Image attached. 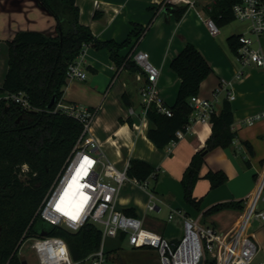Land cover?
<instances>
[{
  "label": "crops",
  "instance_id": "1",
  "mask_svg": "<svg viewBox=\"0 0 264 264\" xmlns=\"http://www.w3.org/2000/svg\"><path fill=\"white\" fill-rule=\"evenodd\" d=\"M162 1L77 0V4L81 11V23L89 26L100 41L121 43L136 25L145 28L135 48L125 47L120 55L124 57L135 50L150 53L152 63L161 70L158 85L168 107L176 102L181 84L180 77L171 69V63L188 43L201 51L212 68V73L201 84L199 96L212 99L220 83H229L228 90L219 95L216 111L220 113L228 93L235 96L230 101L237 139L230 147L207 153L201 172L204 176L209 171L223 170L228 181L213 190L207 179L202 178L197 182L196 197H204L201 211L195 210L185 201L181 180L193 156L205 147L212 133L211 122L193 123L192 130L171 146L170 151L158 148L148 137L153 125L141 113L139 91L144 81L142 72L133 73L125 68L118 70L109 50L95 46L87 49L85 57L87 79L67 83L63 89V102L77 103L94 110L91 136L100 143L106 160L115 163L120 169L128 167L133 159L146 161L156 168V175L151 176L144 185L135 179L127 182L119 193L118 206L121 210L134 211L133 217L143 219L145 228L175 244L185 236L187 219H193L219 233H228L239 226L245 215L249 199L256 190L258 174L264 169V118L252 125L247 123L248 118L264 111V72L255 66L243 67L229 48L230 36L246 33L228 31L224 37L225 43L210 34L199 11L206 10L213 0H203V9L187 10L180 19L175 10L181 6L164 8L161 7ZM29 30L54 36L56 20L38 0H0V54L6 50L7 55V60H0V89L9 68L7 41L17 32ZM252 40L259 44L258 49L264 51V35ZM240 71L243 75L238 78ZM125 93L132 103L130 108L123 102ZM4 95L0 93V98ZM246 142L252 149L247 147ZM241 200L245 201L243 210L226 209L204 217V213L217 204ZM150 204L155 205L154 210H149ZM163 207L169 209V221L164 223L154 217L158 225L150 228L147 222L150 215L160 213ZM258 210L264 209L259 205ZM246 234L253 237L259 246L252 264L264 262V220L253 217ZM119 243L118 237H111V247L107 248L106 241V248L110 252L117 250ZM151 251L157 255L154 261L161 263L157 252ZM110 256L112 254L109 253L108 260ZM109 263L112 262L109 260Z\"/></svg>",
  "mask_w": 264,
  "mask_h": 264
},
{
  "label": "trees",
  "instance_id": "2",
  "mask_svg": "<svg viewBox=\"0 0 264 264\" xmlns=\"http://www.w3.org/2000/svg\"><path fill=\"white\" fill-rule=\"evenodd\" d=\"M38 1L55 18L56 35L34 30L19 31L8 40L9 68L0 89V93L4 94L23 92L31 104L30 109H25L11 98H0V264H22L20 250L28 239L34 237H62L75 262L85 260L100 249L103 232L94 223L89 222L78 231H71L47 222L39 214L50 187L83 132V125L78 120L54 110L63 98L69 66L79 56L84 44L108 49L118 70L141 71L129 59L131 53L124 57L120 53L129 46L133 50L145 28L136 25L124 42H103L94 36L89 26L81 23L77 0ZM241 1L215 0L206 6V11L219 27H223L236 19L233 5ZM187 10V6L176 9L177 18L180 19ZM240 36L228 38L229 48L235 55L242 45ZM171 69L181 79L176 102L170 107L172 116L159 112L155 106L148 111L153 125L148 137L160 149H167L172 141L177 140V131L185 129L190 123L193 113L191 98L199 95L202 82L212 73L211 65L192 43H188L172 60ZM55 95L57 101L49 109ZM122 99L125 106H132L127 93ZM234 122L231 101L225 99L220 113L212 114V133L205 147L193 156L182 177L184 199L197 211H201L203 203V198L194 195L200 179H207L211 190L228 181L223 170L209 171L204 176L201 172L207 153L230 147L236 141ZM130 123L133 124L132 121ZM246 145L252 149L248 142ZM25 165L27 169H24ZM156 173L155 167L138 159L131 160L127 168L128 176L142 185ZM244 202L217 204L205 212L204 217L226 209L243 210ZM123 211L130 216L135 215L132 210ZM118 239L121 242L126 235L121 233ZM109 253L106 248L107 256ZM208 264L216 262L211 259Z\"/></svg>",
  "mask_w": 264,
  "mask_h": 264
},
{
  "label": "built area",
  "instance_id": "3",
  "mask_svg": "<svg viewBox=\"0 0 264 264\" xmlns=\"http://www.w3.org/2000/svg\"><path fill=\"white\" fill-rule=\"evenodd\" d=\"M198 2L199 0H163L161 7L187 6L190 10L197 9ZM233 13L236 19L251 21V32L255 36L264 35V0H242L233 5ZM199 16L213 37L220 35L219 25L205 9L199 11ZM239 39L242 45L236 56L241 65L255 66L264 72V51L261 48H255L252 38L247 35L243 34ZM88 48L89 45L84 44L79 56L70 64L67 83L87 79L85 57ZM129 59L136 63L142 74H145L139 91L143 116L148 117V111L152 106H155L159 112L172 116V111L165 104L158 85L161 70L152 63L150 53L135 50ZM242 75L243 72L240 71L238 78ZM228 85L229 83L225 81L220 83L214 90L212 99L199 95L191 98L193 113L190 123L185 129L177 131V140L170 143L167 148L169 151L171 146L177 144L192 130L193 123L211 122L212 114L217 113L216 103L219 95L222 91L228 90ZM1 98H11L23 108H31L23 92L6 93ZM227 98L233 100L235 96L228 93ZM54 111H60L78 120L83 125V132L65 166L50 187L39 214L47 222L71 231H78L89 222L102 230L100 249L80 262L110 264L106 254V241L108 238H117L124 233L133 248H150L157 252L162 264H208L211 259L216 264H252L259 246L253 237L246 234V229L253 217L264 220V210H258L259 202L264 201V169L258 174L255 193L249 199L248 209L235 230L219 233L193 219H187L185 236L178 245H175L161 234L145 228L143 219L127 215L119 208V193L123 186L131 181V178L127 174L128 167L120 169L115 163L105 159L100 143L91 136L94 112L77 103L65 104L63 98ZM130 111L134 112L133 109ZM263 118L264 111H261L248 118L247 123L252 125ZM24 169H27L26 165ZM75 182L81 186L79 198L75 204L62 206L60 201L63 188ZM154 209L155 205L150 204L149 210ZM172 217L173 215L170 216ZM29 240L32 241V249L40 264L79 263L73 260L68 244L62 237L45 236Z\"/></svg>",
  "mask_w": 264,
  "mask_h": 264
},
{
  "label": "rangeland",
  "instance_id": "4",
  "mask_svg": "<svg viewBox=\"0 0 264 264\" xmlns=\"http://www.w3.org/2000/svg\"><path fill=\"white\" fill-rule=\"evenodd\" d=\"M203 0H199V2L197 3V9L202 8L203 9ZM207 3H205L204 5H206ZM221 33L220 35L217 36L218 41L225 43V35L226 32L228 31H238V33H246L247 36H251L254 40L256 39V36L251 32V21L249 20H239V19H235L233 22L224 25L223 27H220ZM255 48L259 47L258 43H254L253 45ZM7 60V55H6V50H3L0 54V60ZM200 181V180H199ZM204 182V181H202ZM197 185V184H196ZM196 187V186H195ZM194 195L195 194V190H194ZM203 201H204V197ZM259 205L264 209V201H260ZM211 216V215H210ZM154 217H157L161 222L166 223L167 221H169L168 217H169V209L166 207H163L162 210L160 211V213H154L151 214L149 219H148V224L151 226H155L157 227V223L156 221L153 219ZM207 221V220H206ZM162 223V224H164ZM206 224H208L209 222H205ZM218 231V230H217ZM220 232V231H218ZM110 243V238L107 239V248L111 247L109 245ZM32 241L31 240H27L21 250H20V254L23 256H26L28 264H40L37 258L36 253L33 251L32 249ZM119 248L117 250H111L110 254H112V256L109 257V260L112 262L111 264H162V262H157L154 261L155 258L157 257V255H155L151 249L148 248H140V249H136L133 248L130 244L128 239L126 238L125 240L121 241L118 244ZM159 257V256H158ZM161 261V260H160ZM77 264H90L89 262H79Z\"/></svg>",
  "mask_w": 264,
  "mask_h": 264
},
{
  "label": "bare ground",
  "instance_id": "5",
  "mask_svg": "<svg viewBox=\"0 0 264 264\" xmlns=\"http://www.w3.org/2000/svg\"><path fill=\"white\" fill-rule=\"evenodd\" d=\"M81 192V186L78 183H70L62 190L61 205L69 206L76 203ZM193 240V239H192ZM193 247V244L191 245Z\"/></svg>",
  "mask_w": 264,
  "mask_h": 264
},
{
  "label": "water",
  "instance_id": "6",
  "mask_svg": "<svg viewBox=\"0 0 264 264\" xmlns=\"http://www.w3.org/2000/svg\"><path fill=\"white\" fill-rule=\"evenodd\" d=\"M56 101H57V96L55 95V96L52 98V100H51V102H50L48 108H49V109L52 108V107L54 106V104L56 103ZM21 261H22V264H28V261H27L26 256H23V255H22V256H21Z\"/></svg>",
  "mask_w": 264,
  "mask_h": 264
},
{
  "label": "flooded vegetation",
  "instance_id": "7",
  "mask_svg": "<svg viewBox=\"0 0 264 264\" xmlns=\"http://www.w3.org/2000/svg\"><path fill=\"white\" fill-rule=\"evenodd\" d=\"M22 256V255H21Z\"/></svg>",
  "mask_w": 264,
  "mask_h": 264
}]
</instances>
